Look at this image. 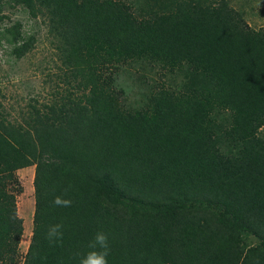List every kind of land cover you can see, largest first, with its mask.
Returning a JSON list of instances; mask_svg holds the SVG:
<instances>
[{
  "label": "trees",
  "instance_id": "16d2710c",
  "mask_svg": "<svg viewBox=\"0 0 264 264\" xmlns=\"http://www.w3.org/2000/svg\"><path fill=\"white\" fill-rule=\"evenodd\" d=\"M8 5L46 22L60 73L43 103L0 116V264H79L98 231L109 264H264V29L230 0H0V13ZM22 28L1 33L17 59L36 39ZM124 70L140 82L134 105ZM31 167L22 255L16 172Z\"/></svg>",
  "mask_w": 264,
  "mask_h": 264
},
{
  "label": "rangeland",
  "instance_id": "374dc122",
  "mask_svg": "<svg viewBox=\"0 0 264 264\" xmlns=\"http://www.w3.org/2000/svg\"><path fill=\"white\" fill-rule=\"evenodd\" d=\"M230 6L244 17L248 26L256 30L264 29V0H230ZM0 17H3L0 20V116L7 111L13 120L27 112L35 100L42 103L45 101L48 92L59 80L60 51L58 41L48 34L47 24L43 19H32L21 8L9 5L0 13ZM17 22L23 25L22 35L36 37L32 50L22 59H17L12 54V46L1 35L5 28ZM139 75H143L142 79L145 80L150 77L147 70L136 74L137 77ZM136 82L130 78L127 70L119 78V84L128 92V103L132 105L139 100V90L134 93ZM137 83L140 85V82ZM16 177L21 188L17 196L19 216L24 220L25 227L21 254L25 255L33 231L35 168L19 170Z\"/></svg>",
  "mask_w": 264,
  "mask_h": 264
},
{
  "label": "clouds",
  "instance_id": "9594fccd",
  "mask_svg": "<svg viewBox=\"0 0 264 264\" xmlns=\"http://www.w3.org/2000/svg\"><path fill=\"white\" fill-rule=\"evenodd\" d=\"M55 207H70L71 199L56 196L52 201ZM64 237V225L62 223L49 225L44 233V238L51 245H62ZM89 251L86 253L77 252L75 255L79 257V264H109L108 257L111 254V246L109 234L104 231H98L87 245Z\"/></svg>",
  "mask_w": 264,
  "mask_h": 264
}]
</instances>
